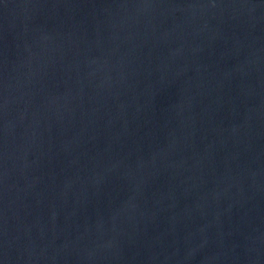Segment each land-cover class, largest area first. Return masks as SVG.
Segmentation results:
<instances>
[{"label":"water","instance_id":"water-1","mask_svg":"<svg viewBox=\"0 0 264 264\" xmlns=\"http://www.w3.org/2000/svg\"><path fill=\"white\" fill-rule=\"evenodd\" d=\"M0 264H264V0H2Z\"/></svg>","mask_w":264,"mask_h":264},{"label":"snow or ice","instance_id":"snow-or-ice-1","mask_svg":"<svg viewBox=\"0 0 264 264\" xmlns=\"http://www.w3.org/2000/svg\"><path fill=\"white\" fill-rule=\"evenodd\" d=\"M0 2H2V0H0Z\"/></svg>","mask_w":264,"mask_h":264}]
</instances>
